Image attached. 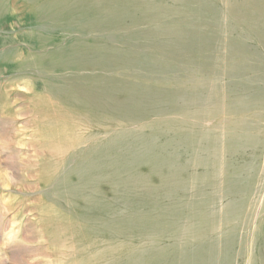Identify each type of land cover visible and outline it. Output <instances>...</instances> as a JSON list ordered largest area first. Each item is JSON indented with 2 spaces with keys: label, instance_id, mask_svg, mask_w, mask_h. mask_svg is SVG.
<instances>
[{
  "label": "rangeland",
  "instance_id": "374dc122",
  "mask_svg": "<svg viewBox=\"0 0 264 264\" xmlns=\"http://www.w3.org/2000/svg\"><path fill=\"white\" fill-rule=\"evenodd\" d=\"M0 264H264V0H0Z\"/></svg>",
  "mask_w": 264,
  "mask_h": 264
},
{
  "label": "bare ground",
  "instance_id": "6f19581e",
  "mask_svg": "<svg viewBox=\"0 0 264 264\" xmlns=\"http://www.w3.org/2000/svg\"><path fill=\"white\" fill-rule=\"evenodd\" d=\"M125 58V57H124ZM144 92V91H143ZM157 100V99H156ZM226 114V113H225ZM181 118V117H180ZM83 167V166H82ZM178 186V185H177ZM134 217V216H133ZM136 218V217H135ZM181 221V220H180ZM192 221V220H191ZM215 229V228H214ZM200 237V236H199Z\"/></svg>",
  "mask_w": 264,
  "mask_h": 264
}]
</instances>
